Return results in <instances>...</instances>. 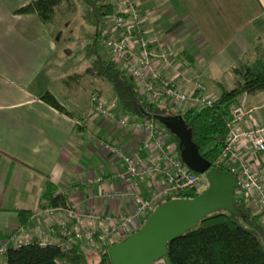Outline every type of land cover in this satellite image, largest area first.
Listing matches in <instances>:
<instances>
[{
	"label": "crops",
	"instance_id": "0c3cea01",
	"mask_svg": "<svg viewBox=\"0 0 264 264\" xmlns=\"http://www.w3.org/2000/svg\"><path fill=\"white\" fill-rule=\"evenodd\" d=\"M31 1L35 0H0V232L14 234L8 246L31 239L43 245H59L60 228L71 232L81 226L61 209H39L47 182L56 194L66 197L69 206L101 214L98 221H85L89 229H104L105 217L114 218L128 210L126 203L104 195L105 191L125 187L126 181L114 176L122 166L104 156L95 147V140L115 142L121 138L125 147L132 140L125 133L120 137L121 131L96 113L79 115L76 107L58 101L43 82L58 48L34 15L14 14ZM147 1L133 0L163 78L176 76V83L186 81V87L187 81L194 80L206 88L209 81L217 89L222 84L213 78L226 74L244 57L251 60L254 47L264 54V0H166L170 10L165 19H154ZM175 44L177 49L173 50ZM58 79L59 75L55 80L60 86ZM235 82L234 78L232 85ZM46 92L67 115L39 100ZM244 103L250 112L241 125L264 124V93L245 96ZM112 116L125 115L118 112ZM167 133L169 138L161 140L171 139L169 145L163 144L175 151L173 136ZM242 154L246 159L252 157L246 148ZM93 175L108 178L107 184L86 186L84 179ZM261 181L264 185V176ZM139 188L146 192L144 182ZM246 201L252 213H261L257 203L250 205L254 200ZM17 211L30 212L24 224H20ZM18 229L22 231L17 233Z\"/></svg>",
	"mask_w": 264,
	"mask_h": 264
},
{
	"label": "built area",
	"instance_id": "2783aa9c",
	"mask_svg": "<svg viewBox=\"0 0 264 264\" xmlns=\"http://www.w3.org/2000/svg\"><path fill=\"white\" fill-rule=\"evenodd\" d=\"M109 2L112 17L105 21L111 26H107L106 22L104 25L101 23L103 28L98 31V38L108 51V60L125 73L138 96L147 102L167 104L172 108L185 105V110L211 106L216 96L208 93L201 83L190 80L186 87V81L183 84L176 83V76L163 78L160 75L158 56L152 52L144 36L143 19L133 0ZM89 102L102 119L121 131L120 137L125 133L132 140L128 147L122 145L121 138L115 142L98 140L96 144L104 156L122 166V171L115 172L114 176L126 181L125 187L105 191L104 195L108 200L126 203L128 210L118 213L114 218L105 217L107 227L94 230L87 228L84 223L86 220H100L101 214H83L73 206H67L62 209L65 216L79 221L81 226L71 232L60 228L58 235L63 240V247H68V242L74 240L82 241L90 248L108 245L113 238H124L137 231L144 218L161 203L185 199V195L200 193L206 188L203 175L188 170L176 151L163 144L152 120L140 121L128 116L115 118L97 93L90 95ZM249 112L244 97L229 109L226 136L213 168L232 176L235 181L234 192L244 199L254 200L264 212V185L261 181L264 176V124L242 126ZM243 148L249 151L251 158H244ZM107 180L101 175H93L86 177L83 182L86 186H105ZM141 181L146 185L145 193L140 191ZM21 231L18 229L17 233ZM7 243L0 245V256L5 252ZM153 264H161V261Z\"/></svg>",
	"mask_w": 264,
	"mask_h": 264
},
{
	"label": "trees",
	"instance_id": "16d2710c",
	"mask_svg": "<svg viewBox=\"0 0 264 264\" xmlns=\"http://www.w3.org/2000/svg\"><path fill=\"white\" fill-rule=\"evenodd\" d=\"M64 0H35L17 9L15 15H34L43 25L52 22L55 9ZM85 22L94 29V33L86 46L85 56L90 60L86 73L110 85L119 111L134 120H150L155 126L159 124L154 118L180 116L188 133L191 144L197 155L214 166L219 156L224 137L225 124L229 119V109L237 104L242 97L264 92V54L260 48L254 47L251 60L243 58L231 69L236 79L233 88L225 90L218 86V94L212 105L199 108L196 112L184 110L173 112L167 104L150 103L138 96L133 84L125 73L108 59L102 58L97 52L98 28L106 17H112L109 0H81ZM78 76H74L77 79ZM39 100L62 115L65 110L54 97L46 92ZM69 115V114H68ZM175 151L178 154V140L173 137ZM199 193H189L186 199L194 198ZM234 200L243 217L236 218L219 211L202 218L193 230L166 246L165 256L159 260L161 264H264V212H251L247 199L234 192ZM68 205L66 197L56 194L53 185L46 183L40 196L39 209H65ZM69 206V205H68ZM20 224L30 215L27 211H17ZM145 219V218H144ZM60 231V229H59ZM14 236L13 233L0 232V245ZM60 244L42 245L37 239L25 244L7 246L2 254L4 264H110L106 254L108 245L94 248L82 241H69L68 247ZM86 249L87 251H83ZM95 260H87L88 257Z\"/></svg>",
	"mask_w": 264,
	"mask_h": 264
},
{
	"label": "water",
	"instance_id": "95a60500",
	"mask_svg": "<svg viewBox=\"0 0 264 264\" xmlns=\"http://www.w3.org/2000/svg\"><path fill=\"white\" fill-rule=\"evenodd\" d=\"M154 120L178 140L179 160L191 172L203 175L206 188L194 198L173 199L154 208L137 231L106 248L110 264H153L165 256L169 243L193 230L202 218L219 211L243 217L234 200V178L197 155L180 116Z\"/></svg>",
	"mask_w": 264,
	"mask_h": 264
},
{
	"label": "rangeland",
	"instance_id": "374dc122",
	"mask_svg": "<svg viewBox=\"0 0 264 264\" xmlns=\"http://www.w3.org/2000/svg\"><path fill=\"white\" fill-rule=\"evenodd\" d=\"M166 3V0H148L146 2V4L148 5L147 10L153 12L152 17H154V19H165V17L167 16L166 13L170 10ZM105 20H110V17L104 18L102 24L106 22L107 26H111V24ZM102 24L99 26L97 31L103 28L104 24ZM44 26L47 32H49L51 39L56 43L58 53L51 64L47 67L48 70H51L50 73L49 71H47L46 75L48 77L44 76L42 80L43 82L47 83L48 87H50L51 91L54 93L58 101L64 104H68V106L70 107H76L78 109L77 113L79 115L81 114V112L83 113V115L87 113L90 114L92 112L93 114H95L96 112L93 109V105L89 102V97L92 93H97L100 95V98L104 102L105 107L111 112V116L113 115V113L116 114L120 112L115 102V98L110 85L86 73L85 71L89 67L90 63V60L85 56V48L89 43L90 37L94 33V29L85 22L83 15V4L81 0H64L55 9V15L52 22ZM155 27L161 26L156 25ZM97 40L98 55H100L104 59H108V51L105 48L102 40H100L99 38ZM175 46L176 44L171 48L173 50L174 48L177 49ZM57 75H59L58 82L60 86L55 80ZM74 75H78V80L73 77ZM213 79L219 81L225 90H229L234 86L232 85L234 77L232 76L231 71H228L226 74H221L218 79L215 77ZM62 82H64V85H66L68 88L64 87ZM206 88L208 93L217 96L219 91L218 89L214 88L211 82H207ZM97 89H99L101 92ZM89 93L90 95H88ZM170 108L173 112L182 113L186 109V106L184 105L178 108ZM197 110V108L192 107L193 112H196ZM156 127L157 135H159L162 140L165 136L168 137L166 129H164L160 124H157ZM99 140H101V138ZM97 141L98 139L95 140L96 148ZM170 142H172V140L168 139L164 143L166 145H169ZM83 163L87 164L86 161H83ZM254 203L256 202L252 201L250 205L252 206L254 205ZM82 213L88 214L84 212ZM261 222L264 223L263 218H261ZM83 251L86 252L87 250L83 249ZM88 259L93 261L95 260V257H88L87 260ZM0 264H4L2 258H0Z\"/></svg>",
	"mask_w": 264,
	"mask_h": 264
}]
</instances>
